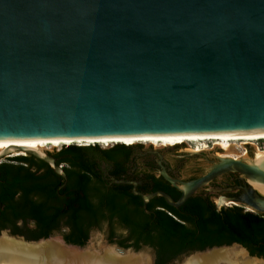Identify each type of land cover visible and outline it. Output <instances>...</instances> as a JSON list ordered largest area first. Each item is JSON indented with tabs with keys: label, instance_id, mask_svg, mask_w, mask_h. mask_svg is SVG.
I'll use <instances>...</instances> for the list:
<instances>
[{
	"label": "water",
	"instance_id": "1",
	"mask_svg": "<svg viewBox=\"0 0 264 264\" xmlns=\"http://www.w3.org/2000/svg\"><path fill=\"white\" fill-rule=\"evenodd\" d=\"M262 132L264 0H0V139ZM27 154L64 176L48 154ZM228 171L264 184L263 164L223 156L189 181L162 166L176 200L134 193L179 207ZM241 200L264 213L249 182ZM0 235L55 264H154L149 247L78 246L61 235V255L44 247L50 237ZM230 246L264 260L238 243L192 253Z\"/></svg>",
	"mask_w": 264,
	"mask_h": 264
},
{
	"label": "trees",
	"instance_id": "2",
	"mask_svg": "<svg viewBox=\"0 0 264 264\" xmlns=\"http://www.w3.org/2000/svg\"><path fill=\"white\" fill-rule=\"evenodd\" d=\"M139 147L122 142L107 148L64 145L48 153L64 176L33 155L1 162L0 232L8 229L27 240L62 232L66 243L84 246L92 231L106 226L109 243L149 247L154 264H171L184 254L232 243L264 257V214L236 206L217 209L198 195L179 207L162 196L143 203L134 191L163 190L174 200L180 191L155 177L153 161L136 157Z\"/></svg>",
	"mask_w": 264,
	"mask_h": 264
},
{
	"label": "bare ground",
	"instance_id": "3",
	"mask_svg": "<svg viewBox=\"0 0 264 264\" xmlns=\"http://www.w3.org/2000/svg\"><path fill=\"white\" fill-rule=\"evenodd\" d=\"M264 139L262 133H175V134H132V135H109V136H89V137H34V138H7L0 139V154L26 155L29 151L38 156H45V147L50 145L56 147L59 145H68L72 143L100 144L107 146L113 143L132 144L136 142L153 145H175L180 142L211 140L215 146L221 148L223 152L218 156L232 157L231 152L234 150L233 141H244ZM49 148V147H48ZM47 149V148H46ZM46 151V150H45ZM239 157V156H238ZM251 162L256 165H264V149L256 148V152ZM248 182L264 196V184L254 180ZM216 201H220L216 199ZM228 204V203H227ZM46 249L52 250L58 254H66L59 246L58 240L51 239L44 244ZM48 247V248H47ZM22 242L8 237L0 238V264H55L52 262V256H44L41 253L29 251ZM244 251L235 247L222 248L200 255L189 257L185 264H264V260L254 258H243ZM242 257L241 261L238 259Z\"/></svg>",
	"mask_w": 264,
	"mask_h": 264
},
{
	"label": "flooded vegetation",
	"instance_id": "4",
	"mask_svg": "<svg viewBox=\"0 0 264 264\" xmlns=\"http://www.w3.org/2000/svg\"><path fill=\"white\" fill-rule=\"evenodd\" d=\"M209 143H211V145H209ZM209 143L191 146L188 143L180 142L174 146L171 145L172 147L167 149L143 148L142 146L136 148L135 155L137 158L153 161V173L155 177H161L163 182L173 186L163 177L161 173L162 166L165 168L168 175L174 179L182 181L196 179L208 171L209 167L218 160L220 157L218 155L223 151L221 148L213 146V142L210 141ZM248 148L249 150L242 154L253 156L254 152L250 147ZM167 154L170 156L169 159L165 157ZM242 154H239V156ZM241 159L247 161L244 158ZM134 170L135 168L132 167L128 173ZM137 183H139V181H137ZM247 183V179L242 178L239 172L228 171L212 178L208 183L197 189L193 195H198L207 199L214 204L217 209L236 206L241 208L244 212L260 213L250 209L248 204L241 200L242 197H244V187L247 186ZM216 199L220 201L218 202ZM261 214L264 213L261 212Z\"/></svg>",
	"mask_w": 264,
	"mask_h": 264
},
{
	"label": "rangeland",
	"instance_id": "5",
	"mask_svg": "<svg viewBox=\"0 0 264 264\" xmlns=\"http://www.w3.org/2000/svg\"><path fill=\"white\" fill-rule=\"evenodd\" d=\"M211 140H198V141H187V142H184V143H188L190 144L191 146H199L203 143H209ZM214 143V141H211ZM75 144V143H74ZM78 145H87V144H84V143H76ZM115 144V143H113ZM113 144H109L107 146H103V145H100L101 147L103 148H107V147H110L112 146ZM132 144H142L143 148H153V149H167V148H170L174 145H153V144H147V143H140V142H136V143H132ZM178 144V143H177ZM182 144V143H181ZM233 144H234V150L231 152V154H229L230 156H234V157H237V158H244L245 160L249 161V160H252V158L254 157L255 155V152H256V148H262L264 149V139H257V140H250V142L248 141V143H245L244 141H241V140H238V141H233ZM209 145H211V143H209ZM64 145H59V146H56V147H52L50 145L46 146L45 147V150L44 152L46 154H48V152H54V151H57L58 149H60L61 147H63ZM66 146V145H65ZM215 146V144L213 145ZM49 147V148H48ZM250 147L252 149V151L254 152V155L251 156L249 154L247 155H244L242 153H244L245 151L247 152L249 150ZM47 148V149H46ZM223 152V151H222ZM221 152V153H222ZM239 154H242L241 156H239ZM26 155H30V154H26ZM239 156V157H238ZM13 157V155L9 154L5 157H3L0 162H4V161H7L9 158ZM165 157L167 159L170 158V156L167 154L165 155ZM118 233H120L121 231L120 230H117ZM62 232H54L50 238H53V239H56L57 237L61 236ZM1 237V235H0ZM106 226H103L102 229H96L94 231H92L90 233V236H89V239L88 241L86 242L85 245H90L92 243H94L95 245H99V244H104L105 241H106ZM108 242V240H107ZM230 247H235L236 249L238 250H241L239 247H236V246H230ZM229 247V248H230ZM196 254V253H195ZM194 253H190V254H187L185 255L184 257H181L179 259H177V262L176 264H180V263H184L185 261H187V259L189 257H192L193 255H195ZM244 259L245 258H249L247 255H244L243 257ZM242 257H240L238 260L241 261ZM243 260V259H242Z\"/></svg>",
	"mask_w": 264,
	"mask_h": 264
}]
</instances>
